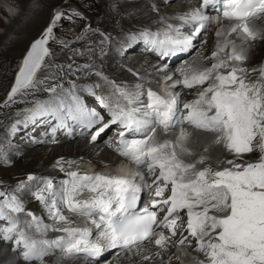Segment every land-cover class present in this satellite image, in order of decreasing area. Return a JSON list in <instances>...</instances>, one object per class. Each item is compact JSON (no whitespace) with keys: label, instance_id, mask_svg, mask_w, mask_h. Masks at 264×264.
I'll use <instances>...</instances> for the list:
<instances>
[{"label":"snow or ice","instance_id":"6c2138e0","mask_svg":"<svg viewBox=\"0 0 264 264\" xmlns=\"http://www.w3.org/2000/svg\"><path fill=\"white\" fill-rule=\"evenodd\" d=\"M210 6L232 26L227 31L217 30L216 48L206 58L213 61L211 65L197 63L181 68V79L171 85L197 89L194 100L180 103L175 94L164 96L152 89L133 92L116 85L107 98L89 90L107 113L109 119L105 122L101 112L89 108L71 91L60 96L56 87H50L46 91L55 94L53 99L30 110L28 121L35 123L39 117L51 115L57 126L69 134L77 127L95 128L91 134L93 142L117 125L122 130L116 153L141 171L133 178L68 171V178L58 185L51 179L43 180L33 195L44 205L52 225L30 211L25 212L24 204L15 195L0 191L4 198L0 202V220L7 222V226L0 225V238L22 248L26 262L44 264L45 257L52 255L54 249L92 259L107 249L140 255L145 251V243L167 251L169 242L182 227L178 222L184 213L188 235L175 243L187 247L194 240L196 251L205 257L197 264H264V67L244 66L252 42L264 40V29L251 26L254 20L264 19V0H202L201 8L182 17L191 25L190 35L170 30L144 32L141 36L162 57L184 52L210 25L206 11ZM61 18L62 14L57 13L53 24L31 45L9 100L22 90H37L42 83L36 80V74L50 55L46 45L55 21ZM232 34L240 38V45L228 39ZM257 71L258 78L250 80L249 74ZM193 132L211 134L212 145L235 157L217 164L230 167L205 164L211 159L204 154L209 148L205 146L204 153L195 152L188 144ZM253 152L260 153L258 160L237 163ZM193 155L198 156L194 162L185 160ZM144 189L158 198L152 202L155 210L138 207ZM166 192L170 193L167 197ZM85 193L88 196L81 199ZM65 211L89 218L97 229L96 236L86 228L72 227L75 222ZM165 211L158 220V213ZM21 213L31 218L23 221L24 228ZM49 229L63 235L44 238ZM143 259L151 257L144 255Z\"/></svg>","mask_w":264,"mask_h":264},{"label":"bare ground","instance_id":"6f19581e","mask_svg":"<svg viewBox=\"0 0 264 264\" xmlns=\"http://www.w3.org/2000/svg\"><path fill=\"white\" fill-rule=\"evenodd\" d=\"M16 1L22 4V12L15 17L14 21L10 24L12 26H7L6 33L0 36V151L2 145L6 146L8 138L11 137L17 142V144L11 145L9 149L11 153L0 160V191L5 192L9 196L15 195L17 199L24 204L25 212L30 211L37 217H40L43 222L52 225L54 223L53 220L49 216L44 205L35 199L33 192L36 191L37 185L43 180L51 179L56 185H58L60 181L65 180L67 178L66 167L67 164H69L68 162L74 160L85 162V160L90 159L93 163H87V167L92 170V168L98 166V173L104 175L123 174L128 178H133L139 171H136V168L129 166L125 162L103 169V164L108 162L112 156V146L106 143L104 136L97 142H90L89 139H85L84 137L87 135L85 134L86 131L79 136L80 139H76L75 141L64 138L56 141V143L53 144L51 155H47V150L45 149L48 141L42 138L40 134L33 133L35 144L32 142L33 140L30 139L24 138L20 140L23 134L29 131V129H26L23 132L22 128L26 125V115L30 113V110L35 108L39 96L36 92L34 93L35 96H31L33 90L26 89L18 93L12 100H9V93L15 81L16 72L21 68L23 56L26 54L32 42L38 38L42 32L47 30L46 27L53 24L54 17L59 13L55 11V7L57 4L61 3V5L64 6V11L72 15L73 18L68 20V27L65 29L66 33L60 41V46L54 49L50 47V55L45 58L44 65L36 74V80L42 81L39 85L42 94L45 93L44 95L53 99L55 94L49 93L46 89L56 87L57 94L60 96H65L71 91L82 99L86 97L85 95L87 94L88 87H90V90H94L99 96L107 98L112 94L113 85L129 89L137 80L150 85L156 83L160 78V76L154 74V72L159 69V66L154 64V60H146L142 54L137 52L140 47L138 43L135 45H133L135 42L129 43L130 46H135L133 48V53L135 54L134 63L127 62L125 59H119L121 45L128 43L131 36V33H128L127 30L130 28L129 31L133 32L135 29H145L148 32H154L158 31L160 28L167 29L169 26H171L173 30V26L176 24L177 20L171 19L169 16L171 15L172 17L173 14L182 13L187 4L184 2L178 6L173 2L174 0H170L168 3L163 2V0ZM70 3L75 6L77 4L84 10V13L79 10H73L69 5ZM162 7L166 8L163 9ZM75 18L80 19V22H74ZM58 25L59 21H55L54 29H56ZM251 26L264 29V21L258 19L254 21ZM59 27L60 26H58V28ZM171 29H169V31ZM202 33L199 37H201ZM232 36L235 37V34ZM55 37L56 33L52 37L50 44H54ZM198 39L195 41L194 47L190 52V59L188 58L186 65H181L176 69L174 66H179L180 62H176L175 65H173L175 70L174 78L177 76L180 80V69L187 67L188 63L193 59L195 61L192 65L197 63L211 65L212 62L205 63L201 56L205 57L210 55L211 52L215 50L216 45L213 47V42L211 40L204 39L202 43L200 41V48L205 41L209 42L210 46L205 51L201 49L203 51L201 53L203 54L201 56L199 55L198 59H195V57H197L195 54L199 48V46L197 47ZM238 42L241 43L240 38L237 39V43ZM205 53H207V55H205ZM127 55L129 54H126V56ZM247 55L248 59L244 63L245 67L250 69L264 67V40L258 39L252 42L251 47L248 48ZM49 57H52V60H50ZM144 60H146L145 65L139 68L138 64H141ZM85 65L88 67H85ZM118 67L123 68L121 73H115ZM151 69L154 72L152 71L151 73ZM159 72L164 74L161 70ZM97 73H99V75ZM258 76V71L251 72L248 78L250 80H255ZM170 81L172 83L173 79L164 84L161 88L162 92L169 93L166 91V88H168ZM151 86L152 85H150V87ZM154 88L158 89L157 87ZM178 89H183L182 95H187L188 90H196L195 88L186 89L182 85L176 87V90ZM156 92L159 93V90ZM6 95H8L7 99ZM85 100L87 102L90 101L89 103L94 106V96H88ZM193 138L197 139V144H193L192 141H189L188 144L195 152L204 153L205 146L209 148L208 152L204 154L210 156L211 159L207 160L205 164H211L213 168H223L227 164H217V161L233 159L231 153L225 151L220 146L211 144V134L194 132ZM95 143L96 145H94ZM43 158H45V162L43 161L44 163L40 166L38 161ZM197 158L198 156H196V159ZM258 159L257 157H251L250 154H246L243 160H238L237 163H242L244 161L252 162ZM61 161L63 163H58ZM52 165L56 169L55 172L49 171V167ZM203 166L205 165H198V167ZM61 167L64 168V171L60 170ZM29 176H34L36 179L29 180ZM0 199L3 200L4 198L0 197ZM68 217L73 221L75 220L73 216ZM19 218L21 219V228L25 226L23 221L31 219L25 216L24 213L19 214ZM2 222L6 221L0 220V224ZM29 232L32 233L33 230L29 229ZM36 238L40 237L37 235ZM44 238L56 239V236H44ZM194 242L193 240L190 246L183 247L194 253L192 255L193 258H190L188 261L189 264H197L198 260L205 259L203 253L196 251V243ZM152 245L153 249H150L151 252H142L140 255L133 254L135 252H132V259L127 255L130 263L127 261H121V263L149 264L151 261V264H159V261L154 258V251H158L160 254H163V264H167L165 260L167 258L166 253L173 254L175 252L172 247L173 244L169 247V252L154 247V244ZM20 253H22V251L17 253L16 246L13 248L11 245L7 244V241L0 238V264H29V262L23 259ZM63 254L64 253L60 252L58 249H54L52 255L45 257V261L50 264H68L69 260L64 257ZM144 255H150L151 259H143ZM106 256H109V254ZM82 260L83 256L79 255L72 264H81ZM38 263L39 262H34V264ZM91 264L98 263L94 262ZM108 264L117 263L116 261H111V263ZM169 264L177 263L170 259Z\"/></svg>","mask_w":264,"mask_h":264},{"label":"rangeland","instance_id":"374dc122","mask_svg":"<svg viewBox=\"0 0 264 264\" xmlns=\"http://www.w3.org/2000/svg\"><path fill=\"white\" fill-rule=\"evenodd\" d=\"M19 1V0H18ZM93 1V0H92ZM1 2H2V6H1ZM175 4H177L178 6H180L182 3H184V0H174L173 1ZM166 3V2H165ZM58 5V6H57ZM56 5V7H55V11L56 12H59V13H61L62 14V18L59 20V25L58 26H60L59 28H58V26H57V28L55 29V33H56V39H55V42H54V44H50V47L52 48V49H54V48H57V47H59L60 46V41L62 40V38L65 36V33H66V31H65V29L68 27V20H70V19H72L73 18V16L72 15H70V14H67L65 11H64V9H63V5H61V3H59V4H57ZM71 7H72V9L73 10H79L80 12H83L84 13V10H82L77 4H76V6L75 5H73L72 3H70L69 4ZM169 5V4H168ZM22 4L19 2H17L16 0H0V36L1 35H3V34H5L6 33V29L8 28V27H10V26H12V25H10L13 21H14V19H15V17H12V15H8V13H7V11H11V10H13V11H17V10H20V11H22ZM163 9H165L166 7H162ZM168 8V7H167ZM171 8H175V7H171ZM184 12V11H183ZM86 15H88V14H86ZM180 15H182V13H180V14H173L172 15V17H171V15L169 16L171 19H176V17H178V18H180L181 16ZM175 16V17H174ZM260 20H262V21H264L263 19H260ZM74 22H80V19H77V18H75V21ZM14 24V23H13ZM8 25H10V26H8ZM8 26V27H7ZM130 30V28H128V33L130 32V33H133V34H135L137 31H139V30H144V29H135V31H133V32H131V31H129ZM172 30V29H171ZM165 31H169V28H167V29H163V28H160L158 31H154V32H159V33H163V32H165ZM148 32V31H147ZM216 32H217V30L216 29H214L213 27H210V28H208L207 30H206V32H203L202 33V35H201V37H199V39L197 40V47L199 46V44H200V41H201V43H202V41L205 39V40H211L212 42H213V47H215V45H216V43H217V36H216ZM151 33H153V32H151ZM233 35V34H232ZM232 35H230L229 37H228V39L229 40H234L235 41V43H237V39L239 38L236 34H235V37L234 36H232ZM234 37V38H233ZM238 45H240L241 43L240 42H238L237 43ZM55 45V46H54ZM196 46V45H195ZM209 46H210V43L209 42H203V46L201 45V48H200V46H199V48H198V51H197V53L195 54V56H197V57H195V59H198V56L200 55H202L203 53H201V52H203L202 50H207L208 48H209ZM202 49V50H201ZM121 50H119V52H120ZM211 51V50H210ZM207 52V51H206ZM199 53V54H198ZM212 53L213 52H211V54L210 55H207V53H205V55H207V56H205V57H203V56H201L203 59V61L205 62V63H209V62H213L211 59H206V58H210L211 56H212ZM120 54H119V59H120ZM49 59L50 60H52V57H49ZM121 59H125V60H127V62H130V63H134L133 62V60H134V58H132L130 55L128 56H124L123 58H121ZM205 59V60H204ZM146 60H144L143 62H141V64L139 63L138 64V66H139V68H142L144 65H145V62ZM150 61V60H149ZM194 59L191 61V62H189L188 63V65H187V67L189 66V65H192L193 63H194ZM182 65H186V62L184 63V64H182ZM181 65L179 64V66L178 65H176V66H174L175 67V69L176 68H178V67H180ZM174 67H173V69H174ZM149 69V68H148ZM248 69H250V68H248ZM252 69H254V68H252ZM121 71H123V68H121V67H118L116 70H115V73H121ZM151 71V73H152V69L150 70ZM150 71H149V73H150ZM160 71V69H158L157 71H153L154 72V74H157L156 76H161V75H164V74H162V73H160L159 72ZM16 74H17V72H16ZM161 78V77H160ZM177 80H179V78L177 77ZM137 81H139V80H137ZM136 81V82H137ZM135 82V83H136ZM174 81H172V83H173ZM135 83H134V85H135ZM139 83H141V81L139 82ZM143 83V82H142ZM172 83H169V86L170 85H172ZM152 84H154V83H152ZM133 85V86H134ZM151 85V84H150ZM150 85H149V87H150ZM132 86V87H133ZM143 86H146V85H143ZM169 86H168V88H169ZM131 87V88H132ZM168 88H166V91L167 92H172L173 91V88L172 87H170V91H169V89ZM90 87H88V90H87V94L85 95L86 97H88V96H93V95H91L90 94ZM182 91H183V89H181ZM197 90V89H196ZM196 90H188V93H187V95H184V96H186L189 100H194L195 98H196ZM91 91H94V90H91ZM36 92V94H39V96L40 95H43V96H45L44 94L45 93H43L42 94V92H40V86L38 87V89L37 90H35V91H33L32 93H31V96L33 95V96H35V93ZM96 93V92H95ZM10 94V93H9ZM96 95L97 96H99L97 93H96ZM8 95H6V99L8 98L7 97ZM36 96H38V95H36ZM38 96V97H39ZM86 97H84V98H82L81 99V101H83V102H85L86 103V105L90 108V107H94L93 105H91V103H89L90 101H86L85 100V98ZM97 102H98V100H97ZM93 104H95V103H93ZM196 133V132H195ZM92 134V133H91ZM89 136H90V138H91V135L90 134H88V137L86 136L85 137V139H89ZM23 137H21V139H22ZM25 139H30V137H28V138H25ZM106 139V138H105ZM8 141H7V144H6V146L4 147L3 145L1 146L2 148H1V151H0V160L1 159H3V158H5L6 156H8L10 153H11V151L9 150L10 149V147H11V145H13V144H17V142H15L11 137L10 138H8L7 139ZM31 140V139H30ZM34 141V140H33ZM89 141L91 142L92 140H90L89 139ZM106 141V140H105ZM189 141H192L193 142V144H197V139H195V138H193V135L189 138ZM188 141V142H189ZM106 143H108L107 141H106ZM105 143V144H106ZM100 144V143H99ZM109 144V143H108ZM94 145H96V143L94 144ZM46 150H47V155H51V153H52V149H53V147L52 146H47L46 148H45ZM10 152H9V151ZM8 151V152H7ZM8 154V155H7ZM253 154V155H252ZM250 155H251V157H257V158H259V156H260V153L259 152H253V153H250ZM232 158L233 159H235V157L234 156H232ZM50 159H52V158H50ZM195 159H196V155H193V156H189V157H185V160L186 161H188V162H194L195 161ZM6 160V159H5ZM8 161V160H7ZM45 162V158H43V159H40L39 161H38V163H39V165L40 166H42V164ZM238 161V160H237ZM85 162H86V164L87 163H93L90 159H87V160H85ZM84 162V163H85ZM204 167V166H203ZM225 167H230L229 165H226ZM70 168V169H69ZM67 167L66 168V172L67 171H72L71 170V167ZM55 168H54V166L52 165V166H50L49 167V171H51V172H55ZM67 177V176H66ZM68 178V177H67ZM66 178V179H67ZM87 194L88 193H85V196H87ZM84 196V197H85ZM3 200L2 199H0V202H2ZM5 211H7V209H5ZM14 216L16 215V214H13ZM45 223V222H44ZM46 224V223H45ZM0 225H2V226H7L6 225V222H2ZM53 235H55L56 236V238L58 237V236H60V235H63V233H60V232H52L51 231V229H49L46 233H45V237H51V236H53ZM195 243V242H194ZM7 244L8 245H11V247H13V248H15V244H13V242H9V241H7ZM148 246V248L147 247H144V249H145V251H143V252H151L150 251V249L152 250L153 249V245L152 244H147ZM172 245V243L171 244H169L168 245V248L170 247ZM172 247L174 248V253L173 254H169V253H166V256H167V258L165 259L166 261H167V264H169V262H170V259H172V260H174V262H176L177 264H189L188 263V261H189V259L190 258H193V252L191 251V250H188L187 248H183V247H181V246H178V245H172ZM176 248V249H175ZM148 250V251H147ZM22 251V248L21 249H17V253L18 252H21ZM155 252V260H158L159 261V264H163V254H160L159 256H157L156 255V253H158V251H154ZM21 255H22V253H20ZM133 254H135V253H133ZM64 255V257H66V255L65 254H63ZM132 254H130L129 255V257H130V259H132ZM148 256H150V255H148ZM68 257V258H67ZM67 259L69 260V262H68V264H72L77 258L74 256H69V255H67ZM128 256L127 255H125V256H122V257H119L117 260H116V263L117 264H122L121 263V261H123V262H129L130 263V260L127 258ZM74 258H76L75 260H73ZM126 259V260H125ZM149 260V259H148ZM38 264H40V262L38 263ZM44 264H50L49 262H47V261H44ZM149 264H151V261L149 262Z\"/></svg>","mask_w":264,"mask_h":264},{"label":"water","instance_id":"95a60500","mask_svg":"<svg viewBox=\"0 0 264 264\" xmlns=\"http://www.w3.org/2000/svg\"><path fill=\"white\" fill-rule=\"evenodd\" d=\"M31 48V47H30ZM30 48H29V51H30Z\"/></svg>","mask_w":264,"mask_h":264}]
</instances>
